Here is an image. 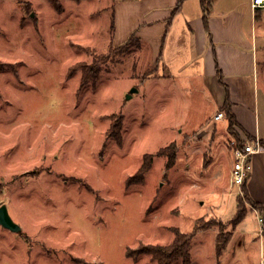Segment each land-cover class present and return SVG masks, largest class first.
Here are the masks:
<instances>
[{
  "label": "rangeland",
  "instance_id": "1",
  "mask_svg": "<svg viewBox=\"0 0 264 264\" xmlns=\"http://www.w3.org/2000/svg\"><path fill=\"white\" fill-rule=\"evenodd\" d=\"M117 1L0 0V207L20 226L0 224V264H160L144 248L183 234L191 264H264L256 207L231 188L232 141L248 139L191 86L149 78L135 39L116 45ZM255 21L264 49V11ZM96 61V83L68 75Z\"/></svg>",
  "mask_w": 264,
  "mask_h": 264
},
{
  "label": "crops",
  "instance_id": "2",
  "mask_svg": "<svg viewBox=\"0 0 264 264\" xmlns=\"http://www.w3.org/2000/svg\"><path fill=\"white\" fill-rule=\"evenodd\" d=\"M209 10L207 27L202 0H119L112 11L115 44L135 35L145 55L153 58L155 73L149 78H166L175 87L178 83L191 86V93L196 90L215 106L214 113L224 110L228 88L238 122L235 128L262 145L252 159L247 190L253 202L264 208V131L258 115L264 49L255 34V19L264 8L254 9L253 0H214ZM196 81L201 89L194 86ZM216 124L227 130L229 119Z\"/></svg>",
  "mask_w": 264,
  "mask_h": 264
},
{
  "label": "trees",
  "instance_id": "3",
  "mask_svg": "<svg viewBox=\"0 0 264 264\" xmlns=\"http://www.w3.org/2000/svg\"><path fill=\"white\" fill-rule=\"evenodd\" d=\"M214 0H202V7L203 10L205 12V16H204V20H205V25L208 27L207 25V20H208V14L210 12L209 8L212 5ZM179 6L178 5L176 7L175 14L176 12H178L179 10ZM115 27V22H114V18H113V22H112V27L114 29ZM135 39L138 42V39L136 38L135 35H132L131 38L128 41H131ZM127 42H125V46H126ZM109 55V54H108ZM97 64H99L98 61H96L95 63L89 65V64H85V63H78L74 66L71 67L70 71L68 72L69 76H72V73H75L78 70H81L82 72V83H81V87L87 86V84H89L90 82L92 83H96L97 79L100 76V69L97 66ZM227 89V94H226V100L227 102L224 105V110L226 111L225 114L226 116H228L229 119V130L234 131V127L238 126V122L236 120V116L233 114L232 111V103L230 100V93L228 88ZM119 117V116H118ZM117 117V118H118ZM114 118V117H113ZM124 117L123 115H120V117L118 118V122L113 124L111 127V134L112 136L116 139V142L118 143V145L122 144L123 141V135L121 134V130L123 128V124H124ZM236 137H238L236 135ZM239 139V138H238ZM241 140V139H240ZM146 172V168H143L140 173H145ZM251 177H249L246 182L244 183L242 190L244 191L245 194V198L247 199V201L249 203H251L252 206H255L256 209L260 210V213L264 215V208L262 205H260L259 203L256 204L253 202V200L251 199L250 195H249V191L247 190V184L248 181L250 180ZM240 206V210L238 212V214L236 215V217L234 218V220L237 223H241L243 222V219L246 217V211L247 208L246 206H244V204L241 202L239 204ZM199 228H201L202 230H207L209 228H206L204 226H199ZM178 239L170 246H168L167 249H161V248H157L155 246L153 247H147L144 248V251H146L149 254H154L155 257L159 260L160 264H172L173 262L177 261L178 259H180L181 257H185V264H191L192 261V253H191V243L193 241V235H189V234H183L181 236L177 237ZM225 246V245H224ZM224 246L218 244V252L220 254H222V251L224 249Z\"/></svg>",
  "mask_w": 264,
  "mask_h": 264
},
{
  "label": "built area",
  "instance_id": "4",
  "mask_svg": "<svg viewBox=\"0 0 264 264\" xmlns=\"http://www.w3.org/2000/svg\"><path fill=\"white\" fill-rule=\"evenodd\" d=\"M254 9L264 8V0H253ZM225 112H219L215 115V122H222L226 119ZM232 156L233 167L230 172L231 176V188H238L239 194H244L242 187L246 180L251 176L253 157L262 148V145L258 140H233L232 141ZM258 221V227L260 229V235L264 238V215L260 211L253 208Z\"/></svg>",
  "mask_w": 264,
  "mask_h": 264
},
{
  "label": "water",
  "instance_id": "5",
  "mask_svg": "<svg viewBox=\"0 0 264 264\" xmlns=\"http://www.w3.org/2000/svg\"><path fill=\"white\" fill-rule=\"evenodd\" d=\"M0 224L14 232L20 230V226L13 221L5 205L0 207Z\"/></svg>",
  "mask_w": 264,
  "mask_h": 264
}]
</instances>
